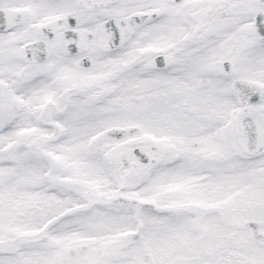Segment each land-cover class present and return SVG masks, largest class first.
<instances>
[{
	"label": "snow or ice",
	"instance_id": "1",
	"mask_svg": "<svg viewBox=\"0 0 264 264\" xmlns=\"http://www.w3.org/2000/svg\"><path fill=\"white\" fill-rule=\"evenodd\" d=\"M0 264H264V0H0Z\"/></svg>",
	"mask_w": 264,
	"mask_h": 264
}]
</instances>
